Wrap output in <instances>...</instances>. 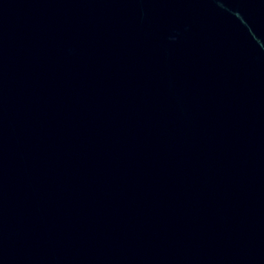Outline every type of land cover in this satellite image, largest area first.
<instances>
[{
	"label": "water",
	"instance_id": "95a60500",
	"mask_svg": "<svg viewBox=\"0 0 264 264\" xmlns=\"http://www.w3.org/2000/svg\"><path fill=\"white\" fill-rule=\"evenodd\" d=\"M0 264H264V0H0Z\"/></svg>",
	"mask_w": 264,
	"mask_h": 264
}]
</instances>
